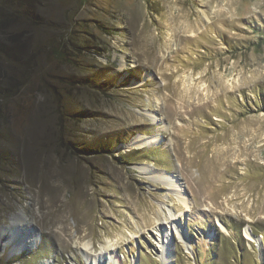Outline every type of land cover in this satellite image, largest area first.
Segmentation results:
<instances>
[{
  "label": "rangeland",
  "instance_id": "1",
  "mask_svg": "<svg viewBox=\"0 0 264 264\" xmlns=\"http://www.w3.org/2000/svg\"><path fill=\"white\" fill-rule=\"evenodd\" d=\"M0 46V264H162L169 210L171 264H264V0H0Z\"/></svg>",
  "mask_w": 264,
  "mask_h": 264
},
{
  "label": "bare ground",
  "instance_id": "2",
  "mask_svg": "<svg viewBox=\"0 0 264 264\" xmlns=\"http://www.w3.org/2000/svg\"><path fill=\"white\" fill-rule=\"evenodd\" d=\"M120 66L123 69L124 66L122 63ZM151 144H152V140L147 136H143L142 138L135 139L133 143V147H135L136 149H141ZM144 174L148 175V178L153 179L158 183L166 185L169 188V191L172 194H174L177 203L180 204L187 211L189 210L190 205L183 194L182 187L180 186L177 179L174 178V176L173 177L166 176L162 173L156 174L153 172L152 169H148V170L146 169V172ZM165 221L163 224L166 225L168 229L166 228V226L163 225L161 227H158L156 229V232L158 236V243L161 245L162 248L160 254V259L162 261V264H171V259L173 258V254H172L173 250L171 247L173 245L172 242H170L171 241L170 236L172 235V233L178 234L180 240H181V236L178 232L176 223L174 222V214L172 213V210L168 211V217L167 220ZM31 223L33 224V222H28L26 220L24 213L16 214L11 219L10 224L7 226V228L1 229V237H2L1 240L4 242V245L10 243L11 241H17L16 246L18 250L22 248V243H24L23 247L25 245V247H28L29 249L37 246L39 244V240L34 236L32 230L30 229ZM245 237L249 241H252V239L254 240L253 235L250 233V231L246 229H245ZM185 239L188 240V238H183L182 240ZM187 240H185V243ZM255 242H257V244L260 245V242L258 240L255 239ZM91 249H92V245L90 243H83L81 245L80 250L81 253L85 255L84 258L86 263L99 264L103 260V264H108L109 262L114 261V257L110 255L108 252L110 249V245L102 247L101 252H99L96 255L90 253Z\"/></svg>",
  "mask_w": 264,
  "mask_h": 264
},
{
  "label": "trees",
  "instance_id": "3",
  "mask_svg": "<svg viewBox=\"0 0 264 264\" xmlns=\"http://www.w3.org/2000/svg\"><path fill=\"white\" fill-rule=\"evenodd\" d=\"M16 37H17V36L15 35V36H12L10 39L17 40ZM9 41H10V40H9ZM12 43H13V42H12ZM14 45H16L17 47H13V48L11 47L12 50L15 51V52H21L20 47H19L17 44H14ZM4 49H5V47H1V46H0V50H1L2 52H4V51H3ZM4 53H5V52H4ZM6 54H8V52H7Z\"/></svg>",
  "mask_w": 264,
  "mask_h": 264
},
{
  "label": "water",
  "instance_id": "4",
  "mask_svg": "<svg viewBox=\"0 0 264 264\" xmlns=\"http://www.w3.org/2000/svg\"><path fill=\"white\" fill-rule=\"evenodd\" d=\"M254 238V237H253ZM255 239V238H254ZM256 240H258L259 241V239H256Z\"/></svg>",
  "mask_w": 264,
  "mask_h": 264
}]
</instances>
